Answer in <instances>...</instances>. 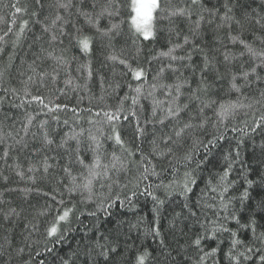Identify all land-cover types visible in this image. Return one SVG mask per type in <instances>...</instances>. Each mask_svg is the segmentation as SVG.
I'll return each mask as SVG.
<instances>
[{
    "label": "snow or ice",
    "instance_id": "6c2138e0",
    "mask_svg": "<svg viewBox=\"0 0 264 264\" xmlns=\"http://www.w3.org/2000/svg\"><path fill=\"white\" fill-rule=\"evenodd\" d=\"M3 6L0 264H264V0Z\"/></svg>",
    "mask_w": 264,
    "mask_h": 264
},
{
    "label": "trees",
    "instance_id": "16d2710c",
    "mask_svg": "<svg viewBox=\"0 0 264 264\" xmlns=\"http://www.w3.org/2000/svg\"><path fill=\"white\" fill-rule=\"evenodd\" d=\"M11 2H13V0H3V4H0V15H3L6 17V19L10 20V12H11V9L10 8H5L3 5L4 4H10ZM32 3V0H20V5L21 6H24L25 4H31ZM18 16L20 14H17ZM24 18H27V17H24ZM7 25H4V27L6 28ZM95 90V89H94ZM69 95L72 96V99L71 100H67L66 97H62L61 98V101L62 102H69L71 104H75V95L72 94V93H69ZM85 106L87 104V101L85 100ZM259 142V141H257ZM207 173H205L206 175ZM204 187V184H203V181H200L198 182V185L197 187L194 189V192H193V197H195L196 195L199 194L200 192V189ZM171 207V206H170ZM149 208H150V203L148 204H145L144 202H141V211L142 213H147L148 214V219L151 220V213L149 212ZM129 217H131V214H128ZM165 225H166V221H165ZM69 239L71 240V237H69ZM65 250H67V248H65Z\"/></svg>",
    "mask_w": 264,
    "mask_h": 264
}]
</instances>
